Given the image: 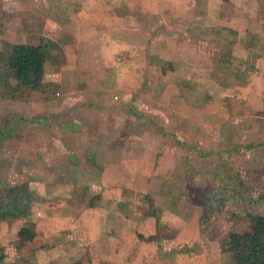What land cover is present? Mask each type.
Returning <instances> with one entry per match:
<instances>
[{"label": "rangeland", "instance_id": "1", "mask_svg": "<svg viewBox=\"0 0 264 264\" xmlns=\"http://www.w3.org/2000/svg\"><path fill=\"white\" fill-rule=\"evenodd\" d=\"M94 1L103 8L95 23L88 19L92 0H0V50L47 40L65 59L45 65L43 83L52 86L44 95L0 100V124L8 113L46 119L18 127L0 145V194L6 200L17 188L35 198L27 220L0 222V264H109L93 228L86 238L75 217L118 182L141 194L128 208L131 234L122 236L137 241L132 253L137 233L142 240L154 234L136 209L147 217L162 211L158 245L179 233L196 243L182 247L191 250L189 262L163 243L155 264H232L228 234L247 232L248 221L211 217L201 238L197 220L205 188L220 182L211 179L218 166L251 170L258 197L248 205L264 212V0ZM120 3L139 8H105ZM189 9L197 25L188 37L180 20ZM73 120L79 128L68 123L65 130L74 132H61L59 124ZM20 225L35 234L31 242L16 237ZM67 228L87 241L61 254L56 233Z\"/></svg>", "mask_w": 264, "mask_h": 264}, {"label": "trees", "instance_id": "2", "mask_svg": "<svg viewBox=\"0 0 264 264\" xmlns=\"http://www.w3.org/2000/svg\"><path fill=\"white\" fill-rule=\"evenodd\" d=\"M50 44L51 43L47 40H43L36 46L28 44H3L0 50V100L2 102H28L33 100V97L36 95H44L47 91V87L52 86V84L47 86L43 83L44 67L47 64L63 65L65 59L61 58L59 54H52L50 52ZM60 60L62 62H60ZM45 120V118L39 117L27 119L16 113H8L2 120L3 123L0 124V145L8 139H11L18 127L27 124L35 125L38 124V122L41 123V121L43 123ZM68 123L75 124L76 129L79 128V126L74 120L73 122L59 124L61 132L71 135L74 130L71 132L65 130V126ZM92 164L97 167L96 163ZM211 177V179L218 178L220 182L217 185H211L205 188V195H203V207L205 212L200 214L197 220L199 236L201 238L205 237L202 227L203 224L208 223L211 217L218 219L221 217L229 219L242 217L248 221L249 230L243 234L229 233L226 252L229 253L232 264H264V212H255L251 209L252 205H248L258 197V194L254 192L256 176L251 170L241 172L230 169L227 166L226 168L225 166H218ZM135 189V186L128 187L120 182L114 184L108 183V185L104 186L103 191L95 196L98 205L94 206L90 204L92 211H82L75 217L79 224L76 227L80 226L83 228L86 232V238L89 229L94 227L98 228L97 226L101 227L100 234L107 236V234H109L108 227L110 223H112L109 220L111 216H116V223H119L124 230V228H126L125 218H133L132 215L128 214V208H132L131 203L137 196L141 195ZM20 192L21 190H17V188H11L9 190L10 196L6 200L0 194V222L20 220L21 223L22 220H27V215L32 206L31 201H34L35 198L29 195L25 196ZM143 196L147 198L146 194ZM112 201L116 202V210L111 214L108 213V204ZM136 203H138L137 200L134 201V204ZM147 204L151 205V203ZM138 210L139 209H136L135 212L136 218L141 221L144 219V221L146 220V222H149L154 234L142 240L144 236L137 233L135 238L138 239L139 244L141 242L152 243L156 240L155 243L158 244L159 238L156 236V230L162 211L156 215L154 213L155 217H153V215L147 217V215L143 216V213ZM66 222L67 224L70 223V221ZM72 229L73 228H67L56 233L57 239L63 240L64 243L61 244V254L68 253L69 251L71 252L73 250L72 247H83L84 242L87 241L83 231L74 232ZM46 232L47 231L44 229L43 233L46 234ZM17 236L23 242H31L35 234L29 230L28 226L20 225L16 237ZM176 237L180 239L183 238V235L171 236L169 238L160 237V242L172 243L177 240ZM161 239L165 240L162 241ZM134 241L135 240H126L122 244V247L125 249L121 248L122 252L125 251L123 253L125 264H145V262L146 264H152L154 262L156 263L158 260V254L161 258L164 257L162 252L159 251L160 247L158 250L145 249V252H138V244V247L135 248L137 249V253L134 254L130 252L133 246L132 244L137 242L134 243ZM181 244L183 247L184 243ZM182 247L180 250H177V254H179L180 257L183 255L182 257L189 262L191 250H184ZM118 250L120 251V249ZM1 260L2 257H0V261Z\"/></svg>", "mask_w": 264, "mask_h": 264}, {"label": "crops", "instance_id": "3", "mask_svg": "<svg viewBox=\"0 0 264 264\" xmlns=\"http://www.w3.org/2000/svg\"><path fill=\"white\" fill-rule=\"evenodd\" d=\"M104 1H105V3H109V0H104ZM141 2L143 4V0ZM91 3H92L91 9L93 8L92 9V16L88 17V19H89V21H91V20L93 21L94 20V23H95L96 22V19H99V16H100L103 8L98 9L96 7V3H95L94 0H92ZM119 5H121V7H123V5L126 6L129 9V13L130 14H132V12L134 11V9L137 10L139 8V5H130V3H124V4L123 3L122 4L120 3V4H117V5H111V6L109 4H107V6H105V8L108 7L106 9L108 11L110 10L109 13L112 12V14H114L116 12V10H113V9H116V7L119 6ZM140 7L143 10H144V7H147L148 8V6L146 4L140 5ZM189 10H190V13H189L190 15L187 16V17H184V19L180 20V21H185V22H183L181 24L188 25L186 27L187 30H188V33H189L188 37L191 36V32H192L191 30H193L194 28H196V25H197V23L195 22L196 21V18H197L196 17L197 16L196 11L194 9H193V11L191 9H189ZM206 12H207V10H206ZM126 17L127 16H124L123 18L117 19V17L114 15L111 19H113L114 21H118L121 24L122 23L125 24L126 20H128ZM188 21H191V22L188 23ZM222 21H224V23H226L225 25H230L229 26L230 28L236 27V24L235 23H237V21H235V20H230L229 18H224V20H222ZM233 23H234V25H233ZM169 40H170V42H168V43H172L173 45H179V40H173V41L171 39H169ZM173 57H177V55L175 56V54H174ZM187 63L190 65V62L189 61ZM168 74H170V73H168ZM166 77H168V76L166 75ZM110 203L108 205V213H111L112 214V212H114L116 210V207L113 210L112 209H109V206L112 205V204L110 205ZM112 203H113V201H112ZM114 203L116 204V202H114ZM125 219H126V224H125V227L126 228H124V230H123V228L121 227V225H119V223L118 224L116 223V221H117L116 216H113V217L111 216V218H110L109 221H111L112 223H110V225L108 227V230H109L108 233L109 234H107V236H104V235H101L100 234L101 233L100 232L101 231L100 230L101 227L97 226L98 228H96V227L93 228L92 239H93L94 243L98 245L97 251H99L100 253H102L103 255H105V258L107 260L106 263H109V264H125L124 263V258L125 257H124V254H123L125 251L122 252V249H124L122 247V244H123V242H125L127 240L125 238V236L131 234V229L133 228L131 226L132 221H133V218H130V219L129 218H125ZM137 220H139L140 223L142 222L140 219H137ZM149 228H151L150 224H149ZM124 233H125V236L122 238V236L124 235ZM180 235H183V234H180L179 233L176 236H180ZM184 237H186V236L183 235V238H180V239H179V237L178 238L176 237L177 240H175L174 242H172V244H174V248L169 246L168 250L165 249V252H168L169 249L170 250L173 249L174 252H177V250H180V248L182 247V244L181 243H186V244H187V242H189L188 244H194V243H196L193 240L192 241H185L184 240ZM162 245H163V242L161 244H159V245L156 244V243H154V242H152V243L141 242L139 244V247H138V249H139L138 252H142L145 249H150V250L155 249V250H158V248L159 247H162ZM153 246H155V247H153ZM118 249H120V251ZM49 252L50 253H53L52 251H49ZM130 252H132L131 249H130ZM136 252H137V250H136ZM110 262H112V263H110ZM96 264H99V263H96ZM148 264H150V263H148ZM154 264H155V262H154Z\"/></svg>", "mask_w": 264, "mask_h": 264}]
</instances>
